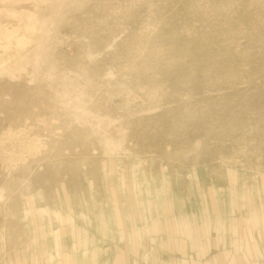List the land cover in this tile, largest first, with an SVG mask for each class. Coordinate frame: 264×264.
I'll use <instances>...</instances> for the list:
<instances>
[{
  "label": "rangeland",
  "instance_id": "1",
  "mask_svg": "<svg viewBox=\"0 0 264 264\" xmlns=\"http://www.w3.org/2000/svg\"><path fill=\"white\" fill-rule=\"evenodd\" d=\"M0 264H264V0H0Z\"/></svg>",
  "mask_w": 264,
  "mask_h": 264
}]
</instances>
